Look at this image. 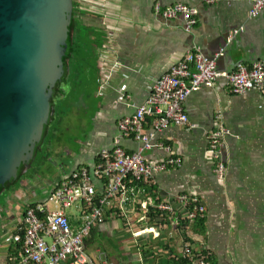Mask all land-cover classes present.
Wrapping results in <instances>:
<instances>
[{
  "label": "crops",
  "instance_id": "obj_1",
  "mask_svg": "<svg viewBox=\"0 0 264 264\" xmlns=\"http://www.w3.org/2000/svg\"><path fill=\"white\" fill-rule=\"evenodd\" d=\"M155 3L195 7L197 23L187 32L182 17L163 18L155 13ZM250 8L251 0H219L212 5L202 0H77L78 24L92 34L108 35L97 50L101 70L110 67L114 57L119 65L105 72L107 83L99 87L95 110L82 124L80 137L72 139V145H58L46 187L21 173L20 180L0 190V264L7 263L17 245L26 206L45 198L74 168L92 165L101 149H110L119 135L117 121L132 114L159 76L187 52L198 48L209 57L218 55L217 67L223 72L238 62L264 59V6L255 17L249 15ZM120 94H127L128 102L119 101ZM184 108L194 127L170 125L156 135L181 164L155 172V189L165 197L186 193L202 200L203 231L192 227L188 234L196 248L207 250L210 264H264V96L256 90L233 94L220 77L190 93ZM218 123L228 130L221 146L222 176L215 171L208 146V135ZM151 125L152 117H147L144 128L150 130ZM120 145L133 152L138 142L123 136ZM144 156L148 162H159L167 152L155 145ZM89 239L97 245L90 249L103 250L111 264H170L182 245L176 233L135 241L115 219L96 225Z\"/></svg>",
  "mask_w": 264,
  "mask_h": 264
},
{
  "label": "built area",
  "instance_id": "obj_2",
  "mask_svg": "<svg viewBox=\"0 0 264 264\" xmlns=\"http://www.w3.org/2000/svg\"><path fill=\"white\" fill-rule=\"evenodd\" d=\"M203 1L212 4L218 0ZM263 6L264 0H251L249 15L255 17ZM155 10L165 18L182 17L187 32L197 23V10L183 3L163 9L155 3ZM110 52L114 54V50ZM217 58L193 48L162 73L134 112L118 120L119 135L110 149H101L92 165L74 168L53 185L46 198L25 208L16 232L17 245L6 264H111L103 250H91L87 242L96 225L112 219L135 241L145 235L156 239L163 233L169 237L176 233L182 238L179 254L184 264H210L205 248H196L184 239L190 236L191 224L205 218L202 200L186 193L162 196L154 187L153 176L181 164L169 145L156 141V135L170 125L194 127L184 108L191 92L211 86L222 77L233 94L256 90L264 96V59L238 62L233 70L223 72L217 67ZM112 61L110 67L102 68L101 85L108 80L105 72L119 65L115 57ZM118 100L128 102L129 96L120 94ZM147 117H152L150 130L144 128ZM227 132L218 123L208 135L219 176L225 171L221 146ZM123 136L138 142L135 151L128 152L120 145ZM155 145L167 156L159 162H148L144 151ZM72 207L76 213H67L66 209Z\"/></svg>",
  "mask_w": 264,
  "mask_h": 264
},
{
  "label": "water",
  "instance_id": "obj_3",
  "mask_svg": "<svg viewBox=\"0 0 264 264\" xmlns=\"http://www.w3.org/2000/svg\"><path fill=\"white\" fill-rule=\"evenodd\" d=\"M74 0H0V190L31 166L54 120Z\"/></svg>",
  "mask_w": 264,
  "mask_h": 264
},
{
  "label": "trees",
  "instance_id": "obj_4",
  "mask_svg": "<svg viewBox=\"0 0 264 264\" xmlns=\"http://www.w3.org/2000/svg\"><path fill=\"white\" fill-rule=\"evenodd\" d=\"M76 4L77 0H74L73 17L68 27L66 52L62 60L66 72V75L62 76L65 85L60 82L55 89L54 120L49 124L46 135L51 134L55 125L74 107L79 108V112L82 113H85L87 109V121H89L95 110L96 93L101 86L102 70L98 62L97 50L104 45L106 35L100 32L92 34L78 24ZM91 35H94L93 38ZM17 179L20 180L21 176L18 175ZM192 227L197 233H202L203 220L193 223ZM186 240L192 241L188 237ZM184 262L182 257L175 256L170 259V264H184Z\"/></svg>",
  "mask_w": 264,
  "mask_h": 264
},
{
  "label": "rangeland",
  "instance_id": "obj_5",
  "mask_svg": "<svg viewBox=\"0 0 264 264\" xmlns=\"http://www.w3.org/2000/svg\"><path fill=\"white\" fill-rule=\"evenodd\" d=\"M79 111L80 110L77 107L72 108L68 112L67 116L63 117L61 121L55 125L52 133L45 136L42 143L43 148L38 151V153H36L37 155L35 156V159H33L31 166H29L27 170L23 172L22 177L34 176L32 177L33 179L39 180L41 184L46 187V184L48 183L47 181L53 176V163L57 160L56 153L58 150V145L60 142L63 143L65 141L66 143H69L68 145H72V139L80 137V134L83 131L82 124H87L85 120L87 121L88 119V110L86 109L85 113ZM28 205L26 207H28ZM66 212L69 214H74L76 213V210L72 207L67 208ZM88 245L89 247L92 245L97 246L95 245V241L92 240H90Z\"/></svg>",
  "mask_w": 264,
  "mask_h": 264
},
{
  "label": "bare ground",
  "instance_id": "obj_6",
  "mask_svg": "<svg viewBox=\"0 0 264 264\" xmlns=\"http://www.w3.org/2000/svg\"><path fill=\"white\" fill-rule=\"evenodd\" d=\"M202 1H203V0H202ZM218 1H219V0H218ZM218 1H217V2H218ZM217 2H215V3H217ZM203 3L208 4V3L204 2V1H203ZM215 3H212V4H215ZM212 4H208V5H212ZM171 6H172V5H171ZM167 7H168V6H167ZM160 8L163 9V8H165V7H162V6L160 5ZM194 8H195V7H194ZM195 9H196V8H195ZM154 10H155V5H154ZM196 10H197V9H196ZM155 13H157V14H159L160 16H162L163 18H165V17L162 15L161 12H157V11L155 10ZM156 81H157V80H156ZM156 81H155V82H156ZM155 82H154V83H155ZM154 83H153V85H154ZM153 85H152V87H153ZM151 91H152V89H151ZM191 93H192V92H191ZM117 122H118V121H117ZM145 151H146V150H145ZM144 157H145V156H144ZM96 158H97V157H96ZM203 220H204V219H203ZM198 221H199V220H198ZM196 222H197V221H196ZM194 223H195V222H194ZM192 225H193V224H191V226H192ZM191 226H190V227H191ZM186 237H188V238L191 239L190 236H185L184 239H186ZM188 241H189L190 243H192L193 246H194L193 241H191V240H188ZM179 253H180V252H179ZM176 257L180 258V254H178ZM61 262H66V261H61ZM61 262H60V263H61Z\"/></svg>",
  "mask_w": 264,
  "mask_h": 264
},
{
  "label": "flooded vegetation",
  "instance_id": "obj_7",
  "mask_svg": "<svg viewBox=\"0 0 264 264\" xmlns=\"http://www.w3.org/2000/svg\"><path fill=\"white\" fill-rule=\"evenodd\" d=\"M35 156H36V154H35ZM16 179H17V177H16ZM16 179H14V180H16ZM12 183H14V181Z\"/></svg>",
  "mask_w": 264,
  "mask_h": 264
}]
</instances>
